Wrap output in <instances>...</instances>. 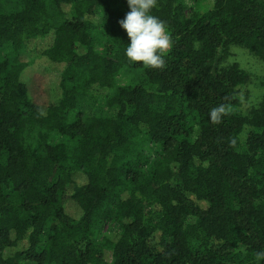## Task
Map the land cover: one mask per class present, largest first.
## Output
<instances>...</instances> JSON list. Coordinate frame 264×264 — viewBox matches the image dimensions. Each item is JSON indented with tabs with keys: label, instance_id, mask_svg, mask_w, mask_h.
Listing matches in <instances>:
<instances>
[{
	"label": "trees",
	"instance_id": "obj_1",
	"mask_svg": "<svg viewBox=\"0 0 264 264\" xmlns=\"http://www.w3.org/2000/svg\"><path fill=\"white\" fill-rule=\"evenodd\" d=\"M191 1L152 10L173 41L153 69L124 54L126 0H0V264H264V75L251 105L230 60L264 64V0Z\"/></svg>",
	"mask_w": 264,
	"mask_h": 264
},
{
	"label": "clouds",
	"instance_id": "obj_2",
	"mask_svg": "<svg viewBox=\"0 0 264 264\" xmlns=\"http://www.w3.org/2000/svg\"><path fill=\"white\" fill-rule=\"evenodd\" d=\"M129 11L117 23L126 32L128 44L124 54L130 62L153 69L165 67V53L173 46L164 21L152 14L158 0H126ZM223 106L210 109V119H218ZM257 261H264V251L256 253Z\"/></svg>",
	"mask_w": 264,
	"mask_h": 264
},
{
	"label": "rangeland",
	"instance_id": "obj_3",
	"mask_svg": "<svg viewBox=\"0 0 264 264\" xmlns=\"http://www.w3.org/2000/svg\"><path fill=\"white\" fill-rule=\"evenodd\" d=\"M211 0H204L205 6H207V3H209ZM188 8L190 9L193 7V3L191 0H187ZM4 6L8 7L10 9V5L7 3H4ZM204 6V4H203ZM49 41L46 42H37L36 44L32 43L28 46V48L19 55L18 59L21 61H28L31 59H34L36 52L35 51L40 50L42 47L44 48L45 45H47ZM232 56L230 58L231 61H236L240 64V66L245 69L249 75H250V82L247 87V94H246V100L249 102V104L253 105L255 104L259 96L261 94V87H260V78L264 75V64L259 61L257 58L253 57L251 54H249L246 50L239 47H234L231 49ZM12 53L7 52L6 50H0V60L4 59L5 57H11ZM132 77V74L129 71H125L121 75L117 77L118 84L124 85L128 82V80ZM30 92H35V95H43L45 98H50L46 93L47 89L51 88V81L48 77H44L42 75H34L30 78V84H29ZM79 108L84 111L85 114H96L101 112L100 108L102 110H105L104 108V102L101 97H92V98H86L84 100L80 101ZM108 113V111H107ZM75 114V113H74ZM109 114V113H108ZM75 116V115H74ZM52 140L55 142H58L61 140V137L53 136ZM155 146L153 144L147 143L145 145V149L147 153L151 156L153 155L155 151ZM118 230L117 226H114L112 224H105L102 223L100 225L99 230V236L107 233H116ZM104 259L107 262L111 261V252L108 250L104 251ZM23 264H31V263H23Z\"/></svg>",
	"mask_w": 264,
	"mask_h": 264
}]
</instances>
